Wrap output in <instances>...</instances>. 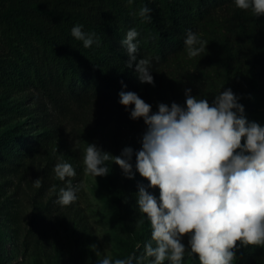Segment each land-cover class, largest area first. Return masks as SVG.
I'll use <instances>...</instances> for the list:
<instances>
[{"label":"trees","instance_id":"16d2710c","mask_svg":"<svg viewBox=\"0 0 264 264\" xmlns=\"http://www.w3.org/2000/svg\"><path fill=\"white\" fill-rule=\"evenodd\" d=\"M143 6L152 9L151 21L132 14ZM76 25L95 33L99 45L84 48L82 41L71 36ZM131 28L140 34L137 60L152 59L154 85L140 83L135 62L132 68L126 67L128 55L120 41ZM188 30L209 42L195 58L185 51ZM190 67H198L206 82L224 84L223 91L230 88L243 105L246 119L251 117L264 100V15L256 17L250 9L237 8L235 0H133L131 5L126 0H0V87L8 93L32 98L38 93L55 108L71 102L107 105L143 137L147 126L143 119L130 118L134 106L126 109L121 105L119 93L135 92L151 106L155 100L164 102L172 94H185L186 89L199 98L206 94L205 85L195 81L197 75ZM22 105V101L12 105L0 101L2 123H9L13 113L32 120L28 127L25 122L0 133V171L34 157L38 147L42 149L52 140L49 122L30 109H21ZM37 126L42 132L34 137L35 147L28 144L27 136ZM108 167L106 185L115 195L113 204L120 221L124 208L130 210L132 204L138 208V186L147 189L149 182L139 176L122 189L113 177L116 169L110 162ZM135 220L133 217L131 222ZM147 224L151 229L150 222ZM143 245L139 249L132 245L123 259L130 255L139 258ZM6 255L1 247L0 258ZM181 264L200 262L188 253ZM233 264H264V247L238 246Z\"/></svg>","mask_w":264,"mask_h":264},{"label":"clouds","instance_id":"9594fccd","mask_svg":"<svg viewBox=\"0 0 264 264\" xmlns=\"http://www.w3.org/2000/svg\"><path fill=\"white\" fill-rule=\"evenodd\" d=\"M126 2L131 5L133 0ZM235 5L250 9L256 17L264 15V0H235ZM151 11L143 6L132 14L147 22L152 20ZM82 28L73 26L71 36L82 41L84 48L98 46L96 34ZM139 35L131 28L120 41L128 55L126 67L132 68L135 62L140 83L154 85L152 59L137 60ZM208 43L188 30L184 39L187 56H199ZM185 96L184 106L159 103L153 113L152 106L135 92L119 93L121 105L126 109L134 106L130 118L143 119L147 126L142 147L135 153V171L149 182L148 187L159 189V198L138 186V211L146 215L151 226V241L143 245L142 255L114 261L105 256L97 264H142L149 258H153L149 264L165 260L181 264L186 249L200 264H233L238 246L264 247V126L246 119L243 105L230 88L220 91L211 103L191 95V89L185 90ZM132 155L131 147L113 156L88 144L84 171L95 178L107 176L111 161L133 179ZM53 171L60 181L67 178V187L59 189L55 202L62 207L75 203L83 185H72L71 178L76 176L73 166L60 161ZM33 186L42 187L41 179ZM51 190L55 191V185ZM185 236L187 247L182 243ZM92 248L95 250V245ZM100 254L96 251V256Z\"/></svg>","mask_w":264,"mask_h":264},{"label":"rangeland","instance_id":"374dc122","mask_svg":"<svg viewBox=\"0 0 264 264\" xmlns=\"http://www.w3.org/2000/svg\"><path fill=\"white\" fill-rule=\"evenodd\" d=\"M190 68L191 73L197 75L195 81L201 80L205 85L206 94L199 98H206L211 103L214 96L223 91L224 84L206 82L199 76L198 67ZM214 77L210 75L211 79ZM34 95L37 98L8 93L0 87L1 102L12 105L22 101L21 109H30L34 116L45 118L53 131L52 140L44 148L38 147L34 157L11 170L0 171V248L7 251V255L0 258V264H97L105 256L113 261L123 259L132 245L142 247L151 241L146 215L132 204L130 210H122L119 221L113 204L115 195L107 187L105 176L95 178L86 174L83 165L88 144H95L113 156H119L125 147H131L133 179H128L122 169L110 161L116 169L113 174L116 184L125 189L128 180L135 182L140 176L135 171V153L142 147L139 129L107 105L71 102L55 108L38 93ZM185 100V94H172L167 101L155 100L152 110L158 111L159 103L171 106L175 102L184 106ZM247 120L264 126V100ZM30 121L27 115L13 113L9 123H2L0 119V133L25 122L28 127ZM41 132L37 126L28 134V144L36 147L34 137ZM60 161L70 163L75 169L72 185H83L77 193V201L64 207L55 202L59 195L57 189L67 187V178L60 181L53 171ZM37 179L42 181L40 188L33 186ZM54 185L55 191H52ZM147 191L159 198L158 188L148 187ZM133 217L135 222H131ZM182 243L187 247V236ZM96 251L101 253L100 256H96ZM189 251L186 249L185 256Z\"/></svg>","mask_w":264,"mask_h":264}]
</instances>
